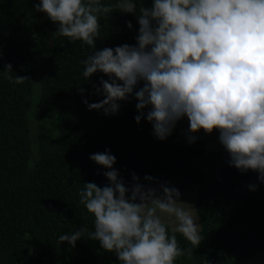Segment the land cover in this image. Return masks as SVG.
<instances>
[{"label": "trees", "instance_id": "obj_1", "mask_svg": "<svg viewBox=\"0 0 264 264\" xmlns=\"http://www.w3.org/2000/svg\"><path fill=\"white\" fill-rule=\"evenodd\" d=\"M39 3L0 0V264H120L86 236L75 247L57 244L60 235L82 226L94 230V217L78 193L86 182L109 183L103 175L109 169L90 159L106 150L116 157L113 168L129 188L135 173L145 184L151 176L172 181L179 191H195L203 240L175 264H246L264 254V182L257 172H241L226 162L208 181L199 163L207 145L196 136L189 143L193 134L183 125L185 117L159 140L146 119L136 123L134 95L108 116L83 102L102 100L96 88L108 77L97 72L84 78L81 62L95 50L135 45L138 12L101 16L92 48L57 36L58 25L35 11ZM136 3L150 7L152 0ZM9 64L11 72L5 71ZM10 76L27 79L16 83ZM177 240L183 249L192 247L179 233Z\"/></svg>", "mask_w": 264, "mask_h": 264}, {"label": "clouds", "instance_id": "obj_2", "mask_svg": "<svg viewBox=\"0 0 264 264\" xmlns=\"http://www.w3.org/2000/svg\"><path fill=\"white\" fill-rule=\"evenodd\" d=\"M35 11L58 25L57 36L92 48L101 16L138 12L135 45L95 50L81 62L84 78L97 72L108 77L96 88L102 100L83 101L88 109L115 115L119 102L134 95L136 123L146 119L157 139H167L187 117L190 133L217 130L230 166L255 171L264 182V0H152L150 7L139 8L136 0L115 5L40 0ZM127 27L132 28L130 21ZM5 71L11 72L10 64ZM9 79L21 83L27 78ZM188 140L195 142L196 137L189 135ZM90 159L109 169L103 173L107 185L86 182L78 193L79 203L94 217V230L82 226L60 235L57 244L75 247L86 236L114 253L120 264H175L177 258L192 255L203 240L199 210L181 201L177 188L163 183L159 189L145 187L135 173L129 188L113 168L116 157L110 150ZM145 180L151 183L153 178ZM177 233L192 247L181 248Z\"/></svg>", "mask_w": 264, "mask_h": 264}, {"label": "rangeland", "instance_id": "obj_3", "mask_svg": "<svg viewBox=\"0 0 264 264\" xmlns=\"http://www.w3.org/2000/svg\"><path fill=\"white\" fill-rule=\"evenodd\" d=\"M183 125L188 130L189 129V122L187 117L184 118ZM196 137H200L207 145L208 154L207 156L200 161L199 163L202 165V167L209 173L208 181L212 180L217 173L222 169L223 165L226 162H229V155L227 151L224 149V147L219 142V132L217 130H214L211 134H206L203 129L196 133H192ZM220 152L222 155H219ZM141 185H144L145 187H154L159 189L160 184H167L169 187H175L176 184H174L172 181H168L166 179L162 180H155L150 182H147L145 184L143 181L139 182ZM181 193V201L187 202L195 207V191L190 190H182ZM199 224V221H197ZM246 264H264V254L259 255L258 257L252 259L250 262Z\"/></svg>", "mask_w": 264, "mask_h": 264}]
</instances>
